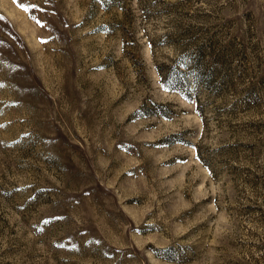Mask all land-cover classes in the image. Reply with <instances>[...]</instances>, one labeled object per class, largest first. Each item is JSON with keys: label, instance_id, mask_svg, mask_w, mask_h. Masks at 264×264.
Listing matches in <instances>:
<instances>
[{"label": "rangeland", "instance_id": "rangeland-1", "mask_svg": "<svg viewBox=\"0 0 264 264\" xmlns=\"http://www.w3.org/2000/svg\"><path fill=\"white\" fill-rule=\"evenodd\" d=\"M0 264H264V0H0Z\"/></svg>", "mask_w": 264, "mask_h": 264}, {"label": "snow or ice", "instance_id": "snow-or-ice-1", "mask_svg": "<svg viewBox=\"0 0 264 264\" xmlns=\"http://www.w3.org/2000/svg\"><path fill=\"white\" fill-rule=\"evenodd\" d=\"M22 7H23V9H24L25 11L28 10V6H23V5H22ZM31 7H35V5H31Z\"/></svg>", "mask_w": 264, "mask_h": 264}, {"label": "trees", "instance_id": "trees-1", "mask_svg": "<svg viewBox=\"0 0 264 264\" xmlns=\"http://www.w3.org/2000/svg\"><path fill=\"white\" fill-rule=\"evenodd\" d=\"M182 97L186 98L187 96L181 92Z\"/></svg>", "mask_w": 264, "mask_h": 264}]
</instances>
